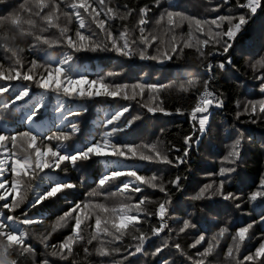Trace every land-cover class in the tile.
Masks as SVG:
<instances>
[{
    "label": "snow or ice",
    "instance_id": "snow-or-ice-1",
    "mask_svg": "<svg viewBox=\"0 0 264 264\" xmlns=\"http://www.w3.org/2000/svg\"><path fill=\"white\" fill-rule=\"evenodd\" d=\"M5 0H0V4ZM161 0H155V5L159 6ZM231 0H221L211 10L219 12L222 6L230 5ZM28 5L27 7L25 5ZM62 6L65 10H62ZM121 6L114 3V0H25L20 5L19 12L11 15L10 22L8 18L0 20V25L9 28L19 29L23 34L21 23V14L27 13L26 23L31 30L27 35L32 36L34 43L31 47L36 48L40 45L55 47L63 45L70 50L57 62L55 66L51 64L40 65L37 60H32L27 66L23 62L22 53L24 48L17 49L12 46L7 35L0 36V49L10 61L8 66L0 63V96L9 93L13 89L12 82H20V87L14 90V95L10 102L3 103L2 107L8 109L15 105L17 101H24L29 97L32 85L45 91L55 92L63 96L74 99H92L96 97H109L112 99L136 100L137 96H143L146 89L153 93L159 89L170 87V85L143 84V83H113L109 77L119 76L118 72H108L106 76H98L95 79H89L87 75H78L73 77L70 74L73 55L81 51L87 52H114L118 56L131 58L138 54L141 59L157 60L164 63L173 59V55L178 51L183 52L185 48H195L201 59V66L206 68L207 73L211 74L215 69L224 70L226 64L231 65L229 58L226 62H220L214 65L211 62L204 63V59L213 55H224L232 48V41L244 29L249 21L257 14L259 10H264V0H236L235 8L240 11H229L226 15H217L212 19H197L186 15L183 12L167 11L160 17L167 20V31L175 33L176 28L184 21H188L189 33L187 40L182 47L178 48L177 38L171 36L170 53L168 50L161 52L160 55L147 56L146 53L158 40L156 34H146L145 26L148 24V14L151 11L149 5L133 8L128 4ZM138 15L136 27L138 28V37H133L132 31L127 24H122V30L114 32L111 22L115 20L127 21L133 14ZM39 18L40 23L37 22ZM63 17V22H62ZM77 26L73 34L69 27L73 21ZM228 27L225 30L224 23ZM94 25V27H93ZM193 28L199 36H194ZM55 30V31H52ZM50 33V34H47ZM47 34V35H46ZM14 37L12 41H14ZM218 46V47H217ZM208 48L206 52L204 49ZM212 49H215L214 51ZM53 59V57H49ZM255 70L257 67L264 69V58L251 65ZM38 68L43 71L37 72ZM212 75L202 81L203 91L200 92L197 102L191 108V118L196 123L197 131L204 133L210 117L212 107H224V101L220 95L211 88ZM254 78L260 81V90L264 92V71ZM27 82V83H24ZM198 81H187V87L184 84L179 85L181 91H188L194 87ZM87 86V87H85ZM129 89L131 94H129ZM155 102L156 98L150 97ZM162 103V102H161ZM259 105V113L257 112ZM45 105L41 99L33 108L26 119L33 122L39 114L41 108ZM147 108V112H164L167 115L171 113L157 103L156 106L149 104L141 105ZM60 107H63L61 104ZM237 107H240L239 102ZM130 106L124 105L118 108L105 121V131L100 134L99 139L90 141L87 145L68 152L65 142L71 140L80 128L77 123L70 124V131H59L46 137H39L32 131L17 132L12 135H6L0 131V264H27L31 258V264H52L48 256L36 261V248L28 242L30 233L26 228L17 229V225L30 226L41 223V218L29 217L27 212H23V218L14 215L18 209L27 205L35 208L42 205L45 201L64 196L69 207L62 215L57 218L47 235L37 237L45 249L49 247L51 257H56L62 261H68L69 257H74L75 247L83 246V252L86 256H91L93 252L99 258V264H129L130 258L137 255L162 257L165 250L174 249L175 253L186 259L190 264H206L209 257L213 255L220 246L221 239L226 234H230V229L220 227L216 234H213L206 240L205 234L201 233L188 245L189 248H197L205 242L206 247L203 251L197 250L190 255L180 243H169V240L162 238V243L154 248L152 252L146 251V244L153 237H161L167 230L168 233L176 232L177 235L186 233L189 229H195L196 223L191 219H183L178 231L172 229L169 220L174 219L170 208L172 205V191L182 190V177L177 175L173 179L165 182L163 175L153 173L150 176L140 174L139 169L134 167H120L110 169L100 177L97 182V188L87 193L90 198L87 201L68 200L67 196L70 190L76 189L77 184L52 177H42L46 169H59L63 172L68 171V165L77 168L82 162L93 161L94 159H103L109 163L113 161H140L155 164H163L171 167H179L187 163L191 145L194 140L193 135H187L183 138L184 149L182 155L170 158V154L175 151L181 152V148L171 145L166 147L161 143L150 144H127L118 142L115 137L127 129L131 128L135 121L141 119L140 115L127 118ZM177 114H185L180 108L176 109ZM81 113L69 112L70 116H79ZM249 114L255 118L264 119V100L247 101L243 105L240 115ZM2 119V117H0ZM111 126V127H109ZM163 131V129L161 130ZM244 135L237 132L233 143L229 146V151L224 157V161L229 166L220 167L218 172L209 173V176H219L221 179H214L200 188L199 192L189 197L193 201L204 200L219 197L224 201H239L240 197L231 192H225L224 187L227 177L237 171V166L241 162L242 141ZM39 141V142H38ZM56 143L53 144L52 142ZM62 165L64 167H62ZM6 174H10L9 176ZM47 179L48 185L44 190L37 192L38 185L35 183L40 180L42 183ZM117 182H119L117 184ZM116 185L115 192H105ZM170 186V188H169ZM158 190L163 193L162 199H153L144 195L145 189ZM32 194L31 198L29 194ZM141 194L134 202L133 196ZM119 197L114 205L94 202L91 198L98 196ZM9 197L11 199H9ZM258 198H264V178H261L257 190L250 193L248 199L255 202ZM237 209L241 208L240 203H235ZM4 210H7L6 212ZM151 217H156L158 224L150 225L145 231L143 224L149 222ZM264 223V214L258 220H254L245 226L239 227L234 233L230 234L231 243L228 244L225 253L227 264H264V235L261 236L258 246L253 252L241 257V250L246 241L251 238V230L256 224ZM70 227V233L59 244L49 245L48 240L52 233L58 228ZM130 240L134 243H128ZM96 245L90 250L88 246ZM13 255L15 258H12ZM119 257V259H117ZM75 264V260L72 261ZM161 264H176L175 260L163 258Z\"/></svg>",
    "mask_w": 264,
    "mask_h": 264
},
{
    "label": "trees",
    "instance_id": "trees-1",
    "mask_svg": "<svg viewBox=\"0 0 264 264\" xmlns=\"http://www.w3.org/2000/svg\"><path fill=\"white\" fill-rule=\"evenodd\" d=\"M25 0H5V3L0 4V20L8 18L10 22L11 15L17 14L20 5ZM121 6L128 4L133 8L149 5L151 11L148 14V24L145 26L146 34H156L159 40L148 49L146 55H160L157 48L162 51L168 50L170 53L171 36L174 34L177 38L178 48L183 46V43L188 38L189 23L184 21L180 27L176 28L175 33L167 31L168 25L166 16L164 21L158 23L155 18L160 14L162 9L167 11L183 12L186 15L197 19H212L217 15H226L229 11H240L235 8L236 0H231L230 5L222 6L219 12L211 9L221 0H161L159 6L155 5V0H114ZM243 2V0H242ZM28 6L27 4L25 5ZM62 10H65L62 6ZM167 11H162L165 14ZM28 18L27 13L21 14V23L23 26V34L19 29L0 25V36L7 35L12 46L24 48L25 51L21 54L25 67L29 66L32 60H37L40 65L51 64L55 66L58 61L63 59L70 50L63 45L48 47L40 45L32 48L34 43L32 36L27 35L31 30L26 23ZM37 22L40 23L39 18ZM138 15L133 14L129 20H115L111 22V27L114 32L118 33L122 30L121 25L127 24L132 31L133 37H138L139 32L136 27ZM63 22V17H62ZM224 23L225 30L228 27L227 22ZM77 22L74 20L69 27L73 34ZM94 27V25H93ZM55 31V30H52ZM194 36H199L193 28ZM50 34V33H47ZM46 34V35H47ZM15 38L12 41V38ZM2 42V41H0ZM218 47V46H217ZM206 52L208 48L204 49ZM213 51L215 49H212ZM73 55L72 67L70 74L81 72L87 75L89 79H95L98 76H106L108 72H118L119 76L109 77V81L113 83H143L170 85L159 89L153 93L146 89L143 96H137L136 100L112 99L109 97H96L92 99H74L57 94L51 91H45L32 85L29 97L24 101H17L15 105H11L8 109L2 107L3 103L10 102L14 95V90L20 87V82H12L13 89L9 93L0 96V131L6 135H12L17 132L32 131L34 134L43 138L59 131H70V124L77 123L80 131L71 140L65 142L68 152H72L77 148L87 145L90 141L100 138V134L105 131L104 123L112 113L124 105L130 106L129 113H126L127 118L140 115L141 119L135 121L133 126L125 132L119 133L115 139L120 143L127 144H150L161 143L166 147L175 145L181 148V152L173 151L170 158L177 155H182L184 144L183 138L187 135H193L194 140L191 145L187 163L179 167H171L163 164H155L140 161H113L111 163L103 159H94L89 162H82L77 168H72L68 165V171L63 172L59 169H46L45 173H41L42 177H52L53 179L67 180L77 184V188L70 190L67 196L68 200L87 201L90 199L87 193L97 188V182L106 171L120 167H134L139 169L140 174L150 176L153 173L163 175L165 182L179 175L182 177V190L177 192L172 191V205L170 208L171 215L174 219L169 220V225L172 229L178 231L183 219H191L196 223L195 229H189L186 233L177 235L176 232L161 234V237H153L146 244V251L152 252L154 248L162 243V238L169 240V243L177 242L182 245L186 252L190 255L196 253L197 250L203 251L207 246L206 242L197 248H189L188 245L194 242L199 234L203 233L206 240L213 234H216L220 227L227 226L230 229V234L234 233L239 227L245 226L248 223L258 220L264 214V198H258L255 202H250L248 197L251 192L257 190L261 178H264V119L255 118L249 114L240 115L237 118V113L242 112L243 100L260 101L264 100V92L260 90V81L254 78V75L264 71L257 67L255 70L251 65L258 60L264 58V10H259L257 14L249 21L244 29L232 41V48L227 54L213 55L204 59V63L211 62L214 65L220 62H226L229 58L232 64H226L224 70L215 69L209 74L206 68L201 66V59L195 48H185L183 52H177L173 55V59L160 63L157 60L141 59L138 54L131 58L118 56L114 52H87L81 51L71 53ZM171 54V53H170ZM10 56V53L5 54L0 49V63L8 66L10 61L5 57ZM49 57H53L50 59ZM43 71L38 68L37 72ZM208 75H212L211 88L215 90L220 98L224 101V107H212L210 109V117L207 125V130L204 133L197 131L194 127L195 121L192 120L190 112L191 108L197 102L200 92L203 91L202 81L207 79ZM196 80L198 83L194 87H190L188 91H181L179 85L184 84L187 87V81ZM3 83V82H0ZM27 83V82H24ZM129 94L131 90L129 89ZM155 97V102L151 101L150 97ZM43 100L44 107L40 109L39 114L34 118L33 122H28L26 117L33 108ZM162 102V103H161ZM239 102L240 107H237ZM160 103L166 112L149 113L146 107L141 105L149 104L156 106ZM63 107H60V105ZM180 108L185 114H177L176 109ZM80 112L79 116H70L69 112ZM259 113V105H257ZM60 116V122L56 121V117ZM111 127V126H109ZM163 129V131H161ZM237 132H242L244 140L242 141L241 162L237 166V171L230 174L225 183V192H231L240 197L239 201H224L219 197L204 200L193 201L189 197L199 192L205 184L212 180L221 179L219 176H209V173L218 172L220 167H228L224 161V157L229 151V146L233 143L237 136ZM39 142V141H38ZM53 144L56 142L53 141ZM205 144L208 145V150H211V155H206L204 151ZM219 147V148H218ZM62 167H64L62 165ZM9 176L10 174H6ZM37 192L44 190L49 181L45 179L43 183L40 180L35 182ZM119 182H117L118 184ZM105 192L116 191V185L111 188L102 190ZM144 195H148L153 199H162L163 193L158 190L146 188ZM141 194L133 196V202ZM32 194H29L31 198ZM9 199H11L9 197ZM94 202L106 203L114 205L118 202L119 197L98 196L91 198ZM240 203L241 208L237 209L235 203ZM3 201H0L2 204ZM69 205L66 203L64 196L53 198L45 201L42 205L35 208L24 205L18 209L14 215L23 218L22 213L27 212L29 217L41 218L42 222L30 226L17 225V229L26 228L30 233L29 243L36 248V261L48 256L52 264H99L101 258L95 253L91 256H86L83 252V246L75 247L76 255L69 257L68 261H62L56 257H51L49 254L52 249H45L37 237L47 235L51 231L53 225L57 222V218L67 211ZM5 212L7 210H4ZM156 217H151L149 222L143 224L145 231L150 225L158 224ZM70 233V227L58 228L52 233L48 240L49 245L59 244ZM230 234H226L225 238L221 239L220 246L216 249L206 264H227L225 253L228 244L231 243ZM264 235V223L256 224L251 230V238L246 241L241 250V257L253 252L258 246L261 236ZM128 243H134L130 240ZM93 245L88 246L93 249ZM12 258H15L13 255ZM163 258L175 260L176 264H190L186 259L175 253L174 249L165 250L162 257H151L137 255L130 258L129 264H161ZM119 259V257H117ZM27 264H31V258Z\"/></svg>",
    "mask_w": 264,
    "mask_h": 264
},
{
    "label": "rangeland",
    "instance_id": "rangeland-1",
    "mask_svg": "<svg viewBox=\"0 0 264 264\" xmlns=\"http://www.w3.org/2000/svg\"><path fill=\"white\" fill-rule=\"evenodd\" d=\"M162 11H167V9L164 8V9L161 10V12H162ZM161 12H160V14H161ZM160 14L155 18V20H160ZM81 74H82L81 72L76 73V74H73V77H77L78 75H81ZM85 87H87V86H85ZM247 101H249V100H243V101H242V106H243L245 103H247ZM251 101H253V100H251ZM254 102H256V101H254ZM108 118H109V117H108ZM108 118H105V119H108ZM55 120L58 121V122L62 121L60 116L56 117ZM218 148H219V147H218ZM204 151H205L206 155H207V154H208V155H211V150H208V145H207V144H205V146H204Z\"/></svg>",
    "mask_w": 264,
    "mask_h": 264
}]
</instances>
